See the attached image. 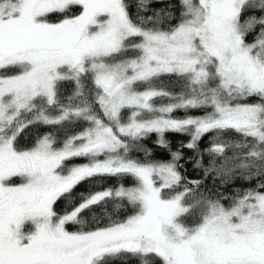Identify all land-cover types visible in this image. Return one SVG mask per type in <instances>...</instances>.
I'll return each mask as SVG.
<instances>
[{
  "label": "snow or ice",
  "instance_id": "6c2138e0",
  "mask_svg": "<svg viewBox=\"0 0 264 264\" xmlns=\"http://www.w3.org/2000/svg\"><path fill=\"white\" fill-rule=\"evenodd\" d=\"M154 3L0 0V264H264V0Z\"/></svg>",
  "mask_w": 264,
  "mask_h": 264
},
{
  "label": "trees",
  "instance_id": "16d2710c",
  "mask_svg": "<svg viewBox=\"0 0 264 264\" xmlns=\"http://www.w3.org/2000/svg\"><path fill=\"white\" fill-rule=\"evenodd\" d=\"M174 3L177 5V10L179 8V0H164V3L162 4H153L152 6L155 8H161V7H165L167 3ZM132 4H133V11H135V6H136V0H132ZM257 15H259V13H257ZM179 89H177L178 91ZM177 115H183V113H177ZM42 129L45 126H39ZM78 130V129H77ZM33 135H35V133H33ZM167 135V139L170 141V147L172 151H175L179 146L181 142L186 143L189 140V137L187 135H181V134H176V133H168ZM27 139V138H26ZM156 136L155 134H153L146 142L147 147H149L150 149H152L153 154L158 158V159H167L169 157V153L166 149L163 148H159L155 145V141H156ZM209 146V139L205 138L204 140H202L201 142V148H205ZM186 155L191 156L193 155V152L187 149L183 150ZM74 163H79L81 162L80 160H75L73 161ZM189 174L191 177H198L200 175V173H198L197 171H194L190 166H189ZM207 186L212 189L213 191H220V192H230L233 188H238V187H243L245 186V182L241 181V180H237L235 181L234 184H221L219 181H217L215 184H213L210 180L206 181ZM113 264H125V262L123 260H116L113 261ZM127 264H138V262L135 259H129L127 261Z\"/></svg>",
  "mask_w": 264,
  "mask_h": 264
}]
</instances>
